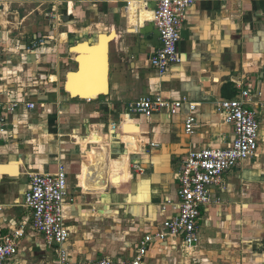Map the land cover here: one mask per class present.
<instances>
[{"label": "crops", "instance_id": "crops-1", "mask_svg": "<svg viewBox=\"0 0 264 264\" xmlns=\"http://www.w3.org/2000/svg\"><path fill=\"white\" fill-rule=\"evenodd\" d=\"M123 5L8 0L0 10V240L24 232L6 264H56L53 247L31 229L24 198L31 173L59 166L73 201L65 208L69 259L131 260L143 237L173 215L162 208L177 201L187 153L232 142L216 107L246 75L260 123L256 155L211 188L218 203L201 210L195 246L153 241L145 263L264 264V0H194L177 45L180 62L164 75L149 64L159 46L154 0ZM91 56L105 62V76ZM156 94L196 104L192 134L187 106L177 115L126 116L130 103Z\"/></svg>", "mask_w": 264, "mask_h": 264}, {"label": "built area", "instance_id": "built-area-1", "mask_svg": "<svg viewBox=\"0 0 264 264\" xmlns=\"http://www.w3.org/2000/svg\"><path fill=\"white\" fill-rule=\"evenodd\" d=\"M8 0H0V10ZM153 23L158 33L159 46L153 51L149 64L159 75L179 64L177 45L181 40V32L187 11L194 0H154ZM53 18V15H50ZM55 16V15H54ZM45 38L36 43L42 45ZM35 43V44H36ZM34 44V45H35ZM3 53L0 47V65ZM234 82L235 96L222 100L216 110L224 122L231 127L232 142L225 148H202L191 150L182 161L178 172L177 201H167L162 210L171 207L173 215L163 221L157 231L144 236L138 243L133 258L119 261L102 258L96 261L74 262L68 257L65 245L69 240V229L65 208L72 203L69 198L67 176L62 166L55 173L29 175V190L24 198L25 207L31 212V229L42 236L48 246L53 247L56 264H146L145 257L149 245L153 241H165L168 238L181 241L186 248L195 246L201 221V210L211 204H217L211 195V188L219 186L222 176L238 164L256 155L259 147V121L253 109V79L246 75ZM33 104L27 107L32 109ZM187 106L185 131L193 133L196 123L194 112L196 104L186 97L179 99L166 98L160 94L138 99L128 105L126 116L138 114L146 118L156 113L167 112L177 115ZM13 109V106L10 110ZM113 130L116 125H112ZM5 131L3 104L0 102V133ZM23 230L6 235L0 240V264L13 258L18 253V239Z\"/></svg>", "mask_w": 264, "mask_h": 264}, {"label": "bare ground", "instance_id": "bare-ground-1", "mask_svg": "<svg viewBox=\"0 0 264 264\" xmlns=\"http://www.w3.org/2000/svg\"><path fill=\"white\" fill-rule=\"evenodd\" d=\"M152 20H153V16H152ZM105 42H107V39L105 40V41H102V46H101V50L103 51V50H105ZM80 52V51H79ZM88 58V57H87ZM101 58L100 57H95V56H91L90 58H89V64L90 65H93V63H94V65L96 64L97 65V67L99 68V70L101 71V73H102V75L103 76H105V74H106V65H105V62L103 61V60H100ZM84 61V60H83ZM79 78V77H78ZM72 84V83H71ZM81 88H83L82 86H81Z\"/></svg>", "mask_w": 264, "mask_h": 264}, {"label": "water", "instance_id": "water-1", "mask_svg": "<svg viewBox=\"0 0 264 264\" xmlns=\"http://www.w3.org/2000/svg\"><path fill=\"white\" fill-rule=\"evenodd\" d=\"M119 1L121 4H124L123 7H128V3L131 1H137V0H117ZM66 17V13H64V18ZM158 34V33H157Z\"/></svg>", "mask_w": 264, "mask_h": 264}]
</instances>
